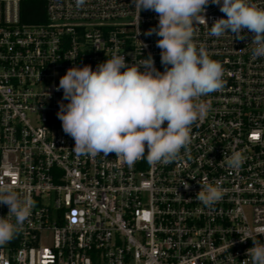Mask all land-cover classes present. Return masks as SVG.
<instances>
[{
	"label": "built area",
	"instance_id": "1",
	"mask_svg": "<svg viewBox=\"0 0 264 264\" xmlns=\"http://www.w3.org/2000/svg\"><path fill=\"white\" fill-rule=\"evenodd\" d=\"M22 1H41L43 21L24 22ZM204 15L209 26H197L194 41L222 64L225 86L201 97L210 109L178 159L129 167L115 153L73 151L56 88L73 65L95 70L117 50L129 64L151 53L163 72L159 37L144 35L157 14L139 13L133 0H86L80 9L75 0H0V182L34 201L0 246V264H251L253 242L241 239L264 243V57L253 58L251 33L209 35L225 16L218 6ZM236 150L246 159L230 169L223 159ZM216 182L223 198L197 201L201 185ZM8 211L0 205V217Z\"/></svg>",
	"mask_w": 264,
	"mask_h": 264
},
{
	"label": "clouds",
	"instance_id": "2",
	"mask_svg": "<svg viewBox=\"0 0 264 264\" xmlns=\"http://www.w3.org/2000/svg\"><path fill=\"white\" fill-rule=\"evenodd\" d=\"M85 3L75 0L77 9ZM209 4L225 14L214 20L209 35L218 38L230 33L243 40L251 33L253 58L264 57V8L252 0H133L139 13L153 11L158 16V24L144 35L159 37L156 46L161 50L164 71L156 69L151 53L129 64L118 50L95 70L91 65L70 67L56 88L63 90L57 118L64 133L73 138L77 155L107 157L115 153L129 167L140 159L166 165L178 159L182 149L189 148L192 125L204 119L210 109V103L201 97L222 90L226 83L222 64L210 58L203 44L198 46L194 41L197 26H209L204 15ZM245 159L243 151L236 150L223 159V164L237 169ZM183 186L190 187L188 183ZM224 194L219 182L205 183L196 199L211 206ZM0 205L9 209L0 217L2 246L22 229L34 201L30 194L0 182ZM249 238L253 242L247 249L251 264H264V243L247 234L241 242Z\"/></svg>",
	"mask_w": 264,
	"mask_h": 264
},
{
	"label": "trees",
	"instance_id": "3",
	"mask_svg": "<svg viewBox=\"0 0 264 264\" xmlns=\"http://www.w3.org/2000/svg\"><path fill=\"white\" fill-rule=\"evenodd\" d=\"M21 18L24 22L36 23L44 19V6L41 1H22Z\"/></svg>",
	"mask_w": 264,
	"mask_h": 264
}]
</instances>
